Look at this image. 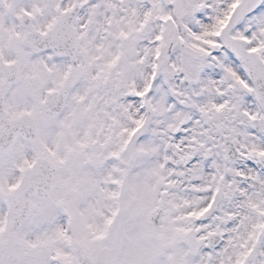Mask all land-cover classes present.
Segmentation results:
<instances>
[{
  "label": "snow or ice",
  "instance_id": "snow-or-ice-1",
  "mask_svg": "<svg viewBox=\"0 0 264 264\" xmlns=\"http://www.w3.org/2000/svg\"><path fill=\"white\" fill-rule=\"evenodd\" d=\"M0 264H264V0H0Z\"/></svg>",
  "mask_w": 264,
  "mask_h": 264
}]
</instances>
